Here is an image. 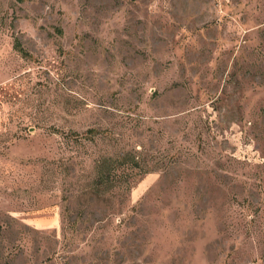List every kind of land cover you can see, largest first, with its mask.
<instances>
[{"label": "rangeland", "instance_id": "1", "mask_svg": "<svg viewBox=\"0 0 264 264\" xmlns=\"http://www.w3.org/2000/svg\"><path fill=\"white\" fill-rule=\"evenodd\" d=\"M0 264H264V0H0Z\"/></svg>", "mask_w": 264, "mask_h": 264}]
</instances>
